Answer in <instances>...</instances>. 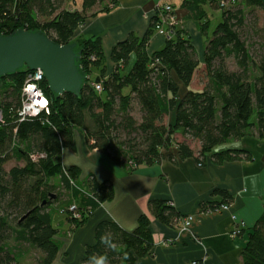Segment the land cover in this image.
<instances>
[{
  "label": "trees",
  "instance_id": "obj_1",
  "mask_svg": "<svg viewBox=\"0 0 264 264\" xmlns=\"http://www.w3.org/2000/svg\"><path fill=\"white\" fill-rule=\"evenodd\" d=\"M106 1L111 6L117 2L80 0V8H68L65 4L70 5L71 0H0L1 34L25 29L44 32L58 44L75 42L80 51L78 66L88 76L78 96L68 92L55 95L44 79L41 88L50 101L49 113L21 121L20 93L30 70L22 68L0 78V264H18L32 250L40 254L37 264L54 261L60 244L55 238L58 230L52 225L50 206L56 204L61 192L50 183L52 178H58L63 188H70L81 201V205L75 203L79 219L67 211L73 203L60 209L74 228L83 223L86 212L113 197L110 181L99 182L93 175L79 181L77 166L61 164L63 149L76 148L75 129L83 132L89 148L104 151L109 159L129 170L163 159L174 163L189 157L202 162L207 155L215 162L240 156L249 159L246 151L219 150V147L248 135L264 139V50L251 52L242 38L244 9L256 7L264 11V0L183 1L190 11L200 2L221 11V21L207 40L201 69L190 38L179 26L172 27V35L164 38L161 49L147 51L157 21L152 17L143 36L130 33L114 45L110 60L115 68L109 76L102 74L92 79L93 68H100L101 73L105 70L100 37L73 38V35L87 16L93 14L88 11ZM108 9L104 5L98 10ZM154 12L157 14L158 10L155 8ZM209 23L207 19L199 24L203 34L209 30ZM251 28L262 34L264 43V29ZM131 55L135 56L133 64L128 71L121 72L120 66H127ZM228 59L233 60L235 69H229ZM198 72L206 82L202 88L191 89L189 86ZM96 83L100 85L99 91L95 89ZM180 84L187 90L179 97ZM133 105L138 108L139 122L130 113ZM172 112V123H165V117ZM251 115L256 117L255 123L249 121ZM120 133L129 137L127 144L118 140ZM175 133L197 141L199 149L193 150L187 139L174 143ZM172 147L175 154L170 152ZM39 154L43 156L32 158ZM12 160L16 164L6 170L5 164ZM50 194L55 197L50 199ZM213 194L221 195L225 201L230 199L220 189ZM148 209L167 226H174L184 218L165 200L149 201ZM149 225L144 214L139 215L132 231L110 220L98 222L94 243L86 246L82 262L134 264L153 248ZM243 231L244 228L237 236ZM241 256L244 264H264V218L248 232Z\"/></svg>",
  "mask_w": 264,
  "mask_h": 264
},
{
  "label": "crops",
  "instance_id": "obj_2",
  "mask_svg": "<svg viewBox=\"0 0 264 264\" xmlns=\"http://www.w3.org/2000/svg\"><path fill=\"white\" fill-rule=\"evenodd\" d=\"M183 1L117 0L112 6L107 3L108 11L95 10L87 16L75 30L73 38L100 37L105 70L101 73L100 68H93L91 77L109 76L115 68L110 60L112 48L130 33L143 36L149 29L157 3L170 4L175 9L181 20L179 29L190 38L201 69L203 52L214 29L204 34L199 29V24L209 19L203 9L206 3H196L190 11L183 6ZM164 42L162 36L153 33L147 51L151 53L161 49ZM120 71L126 72V66H120ZM173 78L176 80L174 74ZM195 78L196 74L189 86L191 89H197ZM179 89L180 97L187 88L180 84ZM255 121L254 116L251 123ZM74 140L75 150L63 149L61 164L65 167L77 166L79 181L91 175L99 182L110 181L113 197L86 212L83 223L74 228L60 209L71 203L81 205V201L70 188H63L58 178L50 180L61 192L56 204L50 206L52 225L58 230L55 238L60 244L52 264H91L83 263L82 259L86 246L94 243L97 223L110 220L124 230L132 231L140 214L149 218L154 244L150 254L137 259L134 264H244L241 253L247 234L259 219L264 218V139L248 135L219 147V150L246 151L249 159L240 156L215 162L210 155L202 162L193 157L175 163L163 159L153 165H139L133 170L116 164L102 150L89 148L81 130H74ZM170 152L175 154V151ZM216 189L227 192L230 199L225 201L221 195L213 194ZM155 199L168 201L181 218L192 215L189 231L179 230L180 220L174 226H167L155 219L148 209L149 201ZM210 202L217 203L215 206L226 203L228 209L204 213L203 209ZM232 214L245 223L243 233L235 238L230 237Z\"/></svg>",
  "mask_w": 264,
  "mask_h": 264
},
{
  "label": "water",
  "instance_id": "obj_3",
  "mask_svg": "<svg viewBox=\"0 0 264 264\" xmlns=\"http://www.w3.org/2000/svg\"><path fill=\"white\" fill-rule=\"evenodd\" d=\"M79 59L80 51L75 42L58 44L44 32L25 29L8 35L0 33V78L22 68L39 69L50 92L78 96L88 79L78 66ZM54 197L50 194V199Z\"/></svg>",
  "mask_w": 264,
  "mask_h": 264
},
{
  "label": "built area",
  "instance_id": "obj_4",
  "mask_svg": "<svg viewBox=\"0 0 264 264\" xmlns=\"http://www.w3.org/2000/svg\"><path fill=\"white\" fill-rule=\"evenodd\" d=\"M158 13L154 12L153 17H156L157 21L154 27V32L163 38H169L172 35V27L178 26L179 18L175 12V9L166 3H157L156 7ZM44 80L42 76V71L37 69L35 71H29L23 83L20 93V105L18 109V115L20 116V121L26 117H35L42 112L46 114L49 113V104L50 101L47 96L44 94L43 89L41 88V82ZM40 85V86H39ZM97 91L100 90V85L98 83L94 84ZM1 111H0V121H1ZM42 154L32 155V158L35 160L38 157H42ZM132 165V164H131ZM134 166V165H132ZM228 205L226 203L219 204L215 207H206L203 209L204 213H209L213 210H227ZM67 211L72 214L73 218L79 219L80 215L78 214L77 205L75 203L71 204ZM60 212H63L62 210ZM193 219L192 215L185 216L180 221L179 230L180 231H189V226L191 220ZM233 221V226L230 231V237L235 238L241 229L245 228V223L236 218L235 215H231ZM192 264H197L193 262Z\"/></svg>",
  "mask_w": 264,
  "mask_h": 264
},
{
  "label": "rangeland",
  "instance_id": "obj_5",
  "mask_svg": "<svg viewBox=\"0 0 264 264\" xmlns=\"http://www.w3.org/2000/svg\"><path fill=\"white\" fill-rule=\"evenodd\" d=\"M80 0H71L70 5L65 4L66 7L68 8H73V7H78L80 8ZM104 5H107V1L105 3H103L102 5H100L99 7L96 6L94 8H92L89 12V14L93 13L95 10H98L99 8L104 7ZM236 5V4H235ZM203 9L205 10V12L208 15V18L210 20V26H209V31H212L215 26L221 21V11L220 10H214L212 8H210V6L208 4H206L205 6H203ZM244 13H245V27L244 29V35L242 36L243 39H245L247 46L249 47V50L251 52H261L262 50H264V43H262V34L259 33V31H255L251 28V26H255L258 27L259 29H264V11L256 8V7H248L244 9ZM179 18V17H178ZM180 18H179V23L177 24L179 26L180 24ZM155 33V32H154ZM135 60V57L133 55L132 57V61L126 66V70L128 71L131 67V65L133 64ZM227 64L229 69L233 70L235 69V65L232 59H228L227 60ZM256 74V73H254ZM92 79H94L95 77L92 76ZM204 82H206L204 79H202V77L200 76L199 72L196 74V78H195V84L194 86L197 88H202V85L204 84ZM2 82H0L1 85ZM0 101H2V94L0 91ZM133 117L135 118V120L137 122L140 121V114L138 112V108L133 105L132 106V110L130 112ZM174 119V113L172 112L170 115L165 117V123L167 124H171L172 121ZM250 122L254 121V115H251ZM173 140L174 143H179L181 141H184L185 139H187L185 136H183L181 133H175L173 135ZM129 137L126 136L125 134H118V140L125 141L126 144L128 143ZM188 142L190 143V146L192 147L193 150L197 151L199 149V144L197 141H190L189 139H187ZM176 147V146H175ZM175 147H172L170 150L173 151ZM16 162L14 160L8 162L7 164H5V169L8 170L11 166L15 165ZM17 164L19 165H23L22 162H18ZM54 218H56V215L54 216ZM40 254L36 251V250H32L30 251L27 255H25L24 257H22V260H20L21 264H37V259L39 258ZM19 264V263H18Z\"/></svg>",
  "mask_w": 264,
  "mask_h": 264
},
{
  "label": "bare ground",
  "instance_id": "obj_6",
  "mask_svg": "<svg viewBox=\"0 0 264 264\" xmlns=\"http://www.w3.org/2000/svg\"><path fill=\"white\" fill-rule=\"evenodd\" d=\"M31 71V70H30ZM40 86V85H39Z\"/></svg>",
  "mask_w": 264,
  "mask_h": 264
}]
</instances>
